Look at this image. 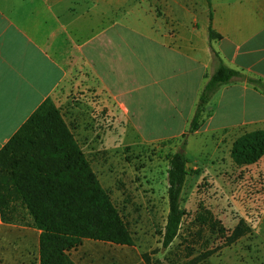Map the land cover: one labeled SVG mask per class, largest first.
Listing matches in <instances>:
<instances>
[{
  "label": "crops",
  "instance_id": "obj_1",
  "mask_svg": "<svg viewBox=\"0 0 264 264\" xmlns=\"http://www.w3.org/2000/svg\"><path fill=\"white\" fill-rule=\"evenodd\" d=\"M211 10L220 37L213 40L208 0H0V151L48 98L92 142L96 133L86 127L96 119L68 103L74 87L84 85L96 90L109 116L117 108L142 142L181 139L215 72L213 51L229 68L264 80V0H211ZM222 98L241 121L213 127V115L200 131L264 129L259 91L235 82L212 100ZM134 103L159 116L154 135L139 131ZM40 234L0 217V264H33L32 247L40 264Z\"/></svg>",
  "mask_w": 264,
  "mask_h": 264
},
{
  "label": "rangeland",
  "instance_id": "obj_2",
  "mask_svg": "<svg viewBox=\"0 0 264 264\" xmlns=\"http://www.w3.org/2000/svg\"><path fill=\"white\" fill-rule=\"evenodd\" d=\"M137 97L136 101L141 99ZM68 98L71 109L79 106L96 119L86 127L96 133L92 142L66 124L80 147L84 145L94 173L134 239L132 247L85 241L86 246L72 252L78 264H145L144 255L152 264H264V157L243 167L231 158L233 143L253 131L252 125L222 131H206L205 126L187 136L185 153L197 173L188 177L183 191L185 216L179 235L164 249L169 161L182 150L184 140L142 142L117 108L108 115L105 102L87 85L74 87ZM226 98L210 102L206 124L213 115V127L241 121L242 115L227 107ZM55 105L64 118V106ZM144 107L139 104L136 110L135 103L131 105V118L136 116L144 136L154 135L151 124L159 116L151 114L150 106ZM238 227L243 236L235 240ZM30 252L36 264L38 249L32 247Z\"/></svg>",
  "mask_w": 264,
  "mask_h": 264
},
{
  "label": "trees",
  "instance_id": "obj_3",
  "mask_svg": "<svg viewBox=\"0 0 264 264\" xmlns=\"http://www.w3.org/2000/svg\"><path fill=\"white\" fill-rule=\"evenodd\" d=\"M208 3L209 38L213 40L220 37L211 27V0ZM213 59L215 72L208 78L189 129L182 136V150L170 157L164 249L179 235L185 216L181 207L183 191L188 177L197 173L189 167L185 139L203 127L207 106L222 87L244 82L264 96V80L229 68L215 51ZM263 157L264 129L246 132L232 145L231 158L238 167L257 164ZM0 217L6 224L32 225L41 231L40 264H77L71 252L85 240L134 246L126 223L51 98L0 151ZM242 236L238 227L234 239ZM143 259L145 264H152L149 256Z\"/></svg>",
  "mask_w": 264,
  "mask_h": 264
}]
</instances>
